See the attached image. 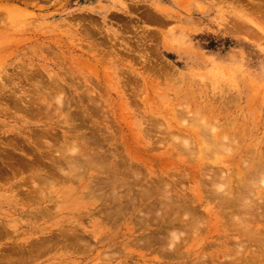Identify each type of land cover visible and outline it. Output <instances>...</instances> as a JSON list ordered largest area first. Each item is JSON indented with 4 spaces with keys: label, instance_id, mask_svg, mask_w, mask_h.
<instances>
[{
    "label": "rangeland",
    "instance_id": "1",
    "mask_svg": "<svg viewBox=\"0 0 264 264\" xmlns=\"http://www.w3.org/2000/svg\"><path fill=\"white\" fill-rule=\"evenodd\" d=\"M262 27L264 0H0V264H264Z\"/></svg>",
    "mask_w": 264,
    "mask_h": 264
},
{
    "label": "bare ground",
    "instance_id": "2",
    "mask_svg": "<svg viewBox=\"0 0 264 264\" xmlns=\"http://www.w3.org/2000/svg\"><path fill=\"white\" fill-rule=\"evenodd\" d=\"M245 17H247V16H245ZM241 18H242V17H241ZM262 30L264 31L263 27H262ZM258 31H259V30H258ZM258 33H259V32H258ZM261 38H262V37H261ZM14 148H15V146H14ZM11 149H13V148L10 147L9 150H11ZM16 149H18V148H16ZM13 150H14V149H13ZM13 150H12V151H13ZM13 152H15V151H13ZM4 153H5V152H4ZM20 153H21V152H20ZM20 153H19V154H20ZM22 154H23V153H22ZM5 155H6V154H5ZM5 155H4V156H5ZM8 156H9V155H8ZM12 156H13V155H12ZM6 157H7V156H6ZM24 158H25V157H24ZM24 158H23L24 161H22V162H25V159H27V158H25V159H24ZM17 159H18V157H17ZM27 160H28V159H27ZM33 160H34V159H33ZM35 160H36V159H35ZM35 160H34V161H35ZM2 161H4V160H2ZM2 161H1V162H2ZM5 161H6V160H5ZM8 161H9V160H8ZM40 161H41V160H40ZM9 162L11 163V161H9ZM32 162H33V161H32ZM35 162H36V161H35ZM35 162H34V163H35ZM37 162H38V159H37ZM2 163H3V162H2ZM4 163H5V162H4ZM28 163H29V162H28ZM34 163H33V164H34ZM39 163H40V162H39ZM6 164L8 165V163H6ZM3 165H4V164H3ZM10 165H11V164H10ZM22 165H23V164H22ZM28 165H29V164H28ZM36 165H37V164H36ZM39 165H40V164H39ZM103 165H104V164H103ZM15 166H17V165H15ZM15 166H14V167H15ZM20 166H21V165H20ZM29 166H31V163H30ZM29 166H28V167H29ZM28 167H26V168H28ZM32 167H33V166H32ZM37 167H39V166H37ZM4 168L6 169V167H4ZM22 168H23V167H22ZM29 168H30V167H29ZM19 169H21V168H19ZM10 170H15V169L10 168ZM16 170H17V169H16ZM16 170H15L14 172L20 171V170H17V171H16ZM30 170H31V169H30ZM32 170H33V169H32ZM38 171H39V170H38ZM12 172H13V171H12ZM12 172H11V173H12ZM14 172H13V174H14ZM36 172H37V171H36ZM14 175H15V174H14Z\"/></svg>",
    "mask_w": 264,
    "mask_h": 264
}]
</instances>
